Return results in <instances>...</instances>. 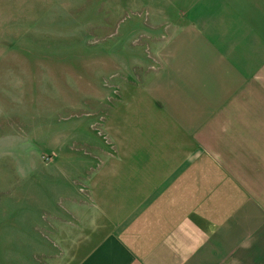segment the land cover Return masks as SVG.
<instances>
[{
  "label": "crops",
  "instance_id": "1",
  "mask_svg": "<svg viewBox=\"0 0 264 264\" xmlns=\"http://www.w3.org/2000/svg\"><path fill=\"white\" fill-rule=\"evenodd\" d=\"M160 14L56 264H264V0H163Z\"/></svg>",
  "mask_w": 264,
  "mask_h": 264
},
{
  "label": "rangeland",
  "instance_id": "2",
  "mask_svg": "<svg viewBox=\"0 0 264 264\" xmlns=\"http://www.w3.org/2000/svg\"><path fill=\"white\" fill-rule=\"evenodd\" d=\"M162 3L0 0V264H56L80 230L64 217L86 206L72 203L85 163L115 154L119 100L144 78L136 51Z\"/></svg>",
  "mask_w": 264,
  "mask_h": 264
}]
</instances>
